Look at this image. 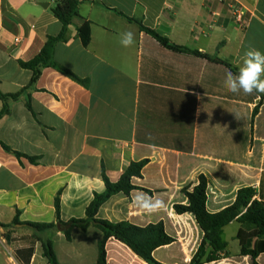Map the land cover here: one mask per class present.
Listing matches in <instances>:
<instances>
[{
  "label": "crops",
  "instance_id": "crops-1",
  "mask_svg": "<svg viewBox=\"0 0 264 264\" xmlns=\"http://www.w3.org/2000/svg\"><path fill=\"white\" fill-rule=\"evenodd\" d=\"M58 1L0 0V111L7 109L0 142L26 156L18 159L0 144V224L18 215L21 222H54L58 193L64 221L84 218L95 194L106 190L103 171L116 183L132 163L144 162L135 189L111 197L97 218L140 228L163 224L174 242L158 248L155 260L190 264L204 234L192 214H178L175 206L187 205L202 182L213 214L242 189L264 201V94H233L224 84L249 47L264 52V0H79L91 41L85 47L70 25L53 61L84 82L47 67L30 85L33 73L20 62L33 60L60 33L53 14ZM233 3L245 10L244 24L234 20ZM128 18L232 68L172 51ZM126 31L135 34L128 48L119 43ZM17 93L18 99L1 98ZM138 193L163 199L166 211L142 212L133 203ZM243 228L238 221L225 226L228 255L206 264H264V253L254 260L240 255ZM102 237L94 226L74 229L67 241L59 231L0 225V264H49L47 240L59 264H98ZM258 243L255 238L254 250ZM106 254L107 264H147L114 238Z\"/></svg>",
  "mask_w": 264,
  "mask_h": 264
},
{
  "label": "trees",
  "instance_id": "trees-1",
  "mask_svg": "<svg viewBox=\"0 0 264 264\" xmlns=\"http://www.w3.org/2000/svg\"><path fill=\"white\" fill-rule=\"evenodd\" d=\"M79 5V0H59L57 6L53 9V14L62 25L60 33L57 36H49L44 47L33 60L29 62H20L21 67L28 69L33 73L30 85H33L39 79L42 69L47 67L55 68L78 82H84L69 70L59 67L53 61L55 46L57 43L67 40L68 28L70 25L76 27L78 37L85 47H87L91 41V22L79 14ZM128 19L135 22L141 30L152 34L163 46L172 51L193 54L197 57L232 68V66L226 61L214 58L199 51H191L185 47L174 45L170 43L168 39L161 37L156 32L143 26L141 21L130 18ZM233 70L235 71V69ZM20 95L21 93L9 96L1 95V98L3 100L8 98L18 99ZM6 112L7 109L6 106H4L0 111V118L3 117ZM0 144L6 151L15 154L18 159L26 157L23 154L14 152L5 144L1 142ZM29 160L32 163H35L34 158L29 157ZM143 167L144 162L132 163L125 170L121 179L116 183L111 182L103 171L102 177L105 182L106 190L104 193L95 194L94 199L86 208V215L84 218H72L68 221H64L61 218V200L60 193H58L55 198L56 218L54 222H21L18 215L12 224L0 225L5 229L22 226L32 229L36 234L48 230L59 231L64 233L67 241L71 240V234L74 229L86 231L94 226L103 232V237L99 241L98 246V264H107L106 243L110 238H114L127 245L147 264H160L155 260L154 252L158 248L170 245L174 242V239L165 232L163 224L149 225L145 228H140L127 221L112 223L97 218L100 208L111 197L119 193L129 195L130 192L135 189L132 184L133 179L141 177ZM255 196L256 192L252 188L242 189L238 192L236 201L231 206L221 212L213 214L207 210L206 184L202 182L197 188H195L193 193L188 194L187 205L175 206V211L178 214H192L204 234L202 245L192 258L190 264L217 262L222 254L228 255V243L225 241L223 229L233 221H238L245 225V229L243 228L238 234V239L241 245L240 255L250 256L252 260H254L258 255L264 253V201H258L255 199ZM6 237L7 241H11L10 236ZM255 238L259 239L256 250L252 248V242ZM207 246L211 248L209 252L206 251ZM43 251L49 264H59L52 241L47 240L43 242Z\"/></svg>",
  "mask_w": 264,
  "mask_h": 264
},
{
  "label": "clouds",
  "instance_id": "clouds-1",
  "mask_svg": "<svg viewBox=\"0 0 264 264\" xmlns=\"http://www.w3.org/2000/svg\"><path fill=\"white\" fill-rule=\"evenodd\" d=\"M135 42V34L131 31L123 32L119 43L125 47H131ZM224 84L230 93L238 94L241 91L245 95L255 93L264 94V52L249 47L238 66V72L226 73ZM133 203L142 212L154 215L166 211L167 205L163 199L155 198L147 193H138L133 198Z\"/></svg>",
  "mask_w": 264,
  "mask_h": 264
},
{
  "label": "built area",
  "instance_id": "built-area-1",
  "mask_svg": "<svg viewBox=\"0 0 264 264\" xmlns=\"http://www.w3.org/2000/svg\"><path fill=\"white\" fill-rule=\"evenodd\" d=\"M231 13L234 20L239 24H244L245 20V10L238 4H231Z\"/></svg>",
  "mask_w": 264,
  "mask_h": 264
}]
</instances>
